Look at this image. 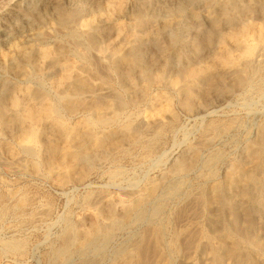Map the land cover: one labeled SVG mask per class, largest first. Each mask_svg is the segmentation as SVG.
<instances>
[{"label": "bare ground", "instance_id": "1", "mask_svg": "<svg viewBox=\"0 0 264 264\" xmlns=\"http://www.w3.org/2000/svg\"><path fill=\"white\" fill-rule=\"evenodd\" d=\"M76 1L75 9L64 7L60 0H41L38 7H30L26 12L28 20L24 26L21 25L23 27L20 33L18 31V35L22 34L24 30L29 31L30 39H19L18 42L12 43L7 53H0V64L22 78L29 77L33 71L51 69V72L53 71L51 83L56 92L60 93L65 110L71 114L88 111L91 115V118L82 116L76 119L73 125H68L67 121L65 120V122L58 115L56 108L59 107H55L56 105L54 106L49 101L43 91L44 88L42 90L40 87L35 88L28 84H11L2 87L1 93L7 94L0 96V131L7 133L12 139V142L2 143L8 158L17 163V169L33 173L37 172L41 165L36 159H41L57 185H64L71 181L80 183L85 179L86 171L78 169L77 161L87 151L108 149L125 151L123 146L138 142L141 138L140 134L144 135L141 133L142 131L153 130L150 132L152 133L154 128H158L159 131L162 129L159 128L160 125H164L166 119H168L166 120L168 123L174 119L169 107L171 101L165 96L166 94H163V90L154 91L156 94H151L152 86H155L154 89H156V86L165 85L181 93L185 107L191 111V100L194 94L202 89V86L216 95L224 92L229 93L239 88L243 89L248 82H251L252 75L263 62L264 0H203L204 5L200 6V13L188 6L191 0H180L181 2H177L178 4L174 8L171 7L177 14L174 17H182L185 13L187 19L196 26L195 36L189 40L182 38L180 48H176L174 41L170 38L166 37L161 40L160 37L161 33L165 36L166 30L177 26L179 21L176 17L177 20L173 19V16L158 19V16L154 15L152 18H146V11H155V6L152 5L156 1H160L162 7L165 6L163 0H139L135 1L134 5L130 4L133 0ZM15 2L11 3L14 4L11 8L5 9L7 10L5 13L3 12L5 10H2L4 14L1 18L3 20L8 21L15 16L18 9ZM130 7H132V14L129 21H120L121 16L127 13V9ZM255 13L260 18V23L258 20L257 23L252 20V14ZM201 15H204L208 25L205 28L202 27ZM49 20L50 27H58L70 38L72 43L69 39L68 43H71V48L74 45L73 48L78 52L81 61L71 54L72 50L69 51V47L62 44V41L54 43L53 46L45 44L44 39L48 33L39 27L43 24L46 25ZM101 36H105L108 41L102 42ZM93 49H96V56L99 59H102L106 54L111 56L108 63L111 74L114 71L125 85L128 93L132 97L142 100L141 103L146 102L148 105V112L138 118L137 123H127L124 126L121 125L123 127L119 129L106 127L115 122L118 113H120L118 111L122 101L119 100L118 94L115 101L108 98L107 91H103L106 86L103 88L100 85L102 84L100 82H103L104 85L103 78L94 77L96 79L99 77L100 82L98 81V83L89 80V76L95 73L88 66V63L92 61L89 53ZM97 57L95 58L97 59ZM109 71L107 72L108 78ZM104 73L102 72V74ZM108 78H106L107 81ZM120 99H122L121 96ZM132 101L134 102V99ZM214 128L215 125L211 122L209 124L210 132ZM159 132L161 133V131ZM151 136L150 138L153 137ZM151 141L153 140L151 139ZM143 142L145 143V141ZM145 152L148 151L145 150ZM24 153L31 158L24 161L22 157ZM198 155L195 152L191 161L188 163L183 161L184 163L178 167L179 171L187 172L192 168ZM210 163L212 162L210 161ZM116 171L118 170L116 169ZM118 173L119 171L116 174L118 175ZM157 187L158 184H152L142 194L143 190L140 195L131 192L128 197L120 196V194L106 197L98 195L97 198H100L96 201L99 202V206L94 214L96 220L87 227L82 223L68 227L69 229L65 233L63 232L61 240L65 246L72 245L75 247L73 249L78 251L93 246L100 235H103V225L110 231L117 223L129 224L139 216L145 202L155 195ZM254 190L262 191L263 195L259 201H264L263 130L255 144L248 148L244 159L238 163L235 162L231 169L224 174L223 180L210 187L209 194L194 195L189 204L190 208L180 209L176 226L173 227L167 242L168 246L173 250L181 251L187 257L189 264H254V261L261 263L262 259L254 258L255 254L260 257V253L262 255L264 252L261 236L256 230L257 223L251 218L247 220L253 229L248 236L236 233V230L233 229L238 221V204L240 202L245 203L246 209H254L257 201L256 196L255 198L252 196ZM26 200L18 199L16 207H24ZM211 209L217 210L219 220L215 218L216 214L215 216L211 214ZM222 216H226L228 222L222 221ZM200 218H203V221ZM163 225L151 227L147 233L142 235L143 237L135 249L127 252L125 250L120 255L122 256L120 262H115V264H172L169 257L163 255L165 251L162 252V245L165 242L164 229H166ZM6 247L8 251L14 253H19L21 250L20 242L16 241H10ZM0 250L2 251V249ZM199 254L203 255L200 263L196 261Z\"/></svg>", "mask_w": 264, "mask_h": 264}, {"label": "rangeland", "instance_id": "2", "mask_svg": "<svg viewBox=\"0 0 264 264\" xmlns=\"http://www.w3.org/2000/svg\"><path fill=\"white\" fill-rule=\"evenodd\" d=\"M14 1H16L15 4L18 5L17 13L8 21L3 20L1 18L2 15L9 7L11 8L14 5L11 4ZM60 1L63 6L68 9H75L77 5L76 0ZM133 1L130 3L131 5H134L136 3L135 1L139 0ZM163 1L165 6L162 7L161 2L156 1L152 5L155 6V13L150 10L146 11V18H152L155 15L156 17L158 16V19L172 16L173 19H178L179 23L177 26L166 30L165 36L161 33L160 37L161 40H164L166 37L170 38L174 41L176 48H180L182 46V42L180 41L182 38L189 40L191 37L195 36L196 26L187 19L185 13H183L184 16L182 17L175 16L177 19L174 17V15L177 14L173 8L181 2L180 0ZM40 2L41 0H0V53H7L12 43L18 42L19 39H30L29 31L24 30L20 35H18V31L20 33L24 23L28 20L26 12L29 8L33 6L38 7ZM202 5H204L203 0H191L188 6L193 7V9L199 12L201 10L200 6ZM131 8L132 7L128 8L127 13L121 16L119 19L120 21H129L132 14ZM2 10H5L3 11L4 13H2ZM201 14H203L202 11ZM256 15V13L252 14V20L254 22L258 20L260 23V18ZM201 20L202 27H207L208 25L204 15H201ZM49 22L50 20L46 25L43 24L39 27L48 33V35H46L47 37L44 39L45 44L53 46L54 43L62 41V44L64 43V45L69 47V51L72 50L70 51L71 54L75 55L76 59L81 61L78 52L73 48L74 45L71 48L72 41L70 38L58 27H50ZM51 23H53L52 20ZM21 25L23 26L21 27ZM15 26L16 28H14ZM68 39L71 43H68ZM101 39L104 43L108 41L105 36H101ZM96 52V49H93L90 50L91 54L89 53L90 60L92 61L88 63V66L89 68L91 67L90 70H94L92 72H95L90 75L91 77L89 76V80L98 83V81L100 82V79L103 78L104 85L103 82H100L102 83L100 85H102L103 88L106 86V89L103 91H107L108 98L115 101L119 97V100L122 101L118 111L120 113L117 112L118 115L114 122L115 125L112 123L110 126L108 125L106 127L119 129L127 123H137L139 120L138 118L148 112V105L146 102L141 103L140 101L142 100L132 97L114 71H112L111 74V69L108 67L111 56L106 54L102 59H99L96 56ZM95 59L96 63L98 62L99 64L95 63ZM96 67L97 69H95ZM100 69L103 70V73L106 70L108 72L110 69V79L108 78V73L105 72L102 74ZM8 70L9 69L4 68L0 64V96L7 94L1 93L4 88L3 85L28 84L35 88L40 87L42 90L44 88L43 91H45L49 101L54 106L56 105L55 107H59L56 108V110L58 109V115L61 116L62 120H66L67 122H65L68 125H73L76 119L82 116L84 118H91L88 111L84 113L78 111L77 115L76 113H68L65 110L62 105L60 93L56 92L51 83V78L53 77V71L51 72V69L46 68L43 69L44 71H33L27 78L19 77L11 70ZM257 71L252 75L253 79H250L251 82H248L244 86L245 88H239L229 93L224 92L216 95L214 92L208 91L205 86H202V89H204L194 94L193 101L191 100V111L187 110L185 107L181 93L165 85L156 86V89H154L155 86H152L153 88H150L151 94H156L157 91L163 90V94H166L165 96L171 101L169 102V104H171L169 107L173 113L174 119L169 121V123L166 121L168 119H166L163 123L164 125H160L159 128L162 129L159 131H161V133L158 131V128H154V132L152 133L150 132L153 130H148V134L146 131H142L141 133L144 134V137L141 134L140 136L145 139L143 140L140 138L139 141L136 142L137 144H128V146L125 145L126 147L123 146L125 151L108 149L105 151L96 150L84 153L77 161L78 169H84L86 171V177L80 183L71 181L64 185H57L54 183L53 177L49 175L48 169L45 168L46 166L39 158L36 160L39 164L41 163V165H39L40 168L37 172L33 173L17 169V163L10 161L7 151L2 146L3 142H12V139L9 138L7 133L0 131V249H2V251L0 250V264H115V262H120L122 257L120 255H122L125 250L127 252L135 249V246L141 241L142 235L147 233L151 227L154 225L161 226L163 224V227L166 228L164 229L166 243L164 242V246L162 245V252L165 251L163 255L169 257L172 264H189L187 257H185L181 251L173 250L172 247L168 246V239L173 227L176 226V220L180 209L190 208L189 204L194 195L199 193L209 194L210 187L214 183L222 181L224 174L231 169L235 162L238 163L244 159L250 145H254L261 131H264V52L263 62H261ZM93 74L97 75L94 76ZM97 76H99L100 79L99 77L96 79ZM106 78H108V81ZM107 93H104V95H107ZM120 96L124 100L120 99ZM132 99H134L135 103ZM137 99L138 102H136ZM127 120L129 121L127 122ZM234 120L235 122H233ZM211 122L215 125V128L210 132L209 124H211ZM165 123H167L166 126ZM216 125H218L217 128ZM98 128L104 129L103 127ZM100 129H98V131H100ZM155 129L158 132L157 134ZM150 136L152 138H150ZM151 139L153 141H151ZM143 141H145V143ZM144 144L146 145L144 146ZM145 150L148 152L146 153ZM195 152L199 155L192 164L191 170H187L188 173L186 171H179V165L191 161V157ZM26 155L27 154L24 153L22 156L24 161L31 158ZM113 156L114 158H112ZM210 161L212 163H210ZM173 167L174 169H172ZM116 169L119 171L118 175L116 174L118 172ZM113 171H116L115 174H113ZM209 172L210 174H208ZM152 184H158L159 187H157L156 193L153 196L154 198L152 197L145 202L139 216L135 217L131 223H117L110 231L103 225V235H100V238L96 241L97 243L95 242L93 246H89L82 251L73 249L75 247L72 245H64L65 243L61 239H63L64 233L69 229L68 227L76 226L78 223L79 225L82 223V225L87 227L96 220L94 214L99 206V202L96 200H99L100 197L119 194L120 196L128 197L131 195V192H136V194L139 193L140 195L142 190L141 194L146 188L152 186ZM261 192L262 191L256 190L252 191L253 198L256 196L257 200L254 209H246L245 203L240 202L238 204V221L236 225L233 226V229L236 230V233L248 236L253 230L247 223V220L251 218V220L258 225L256 230L259 231L261 245L262 248H264V201H259L263 195ZM98 195L100 197L97 198ZM20 198L27 199L25 206L22 208L16 207V202ZM210 212L213 216L216 214L215 218L219 220V214L216 209H211ZM201 220L203 221V218ZM221 220L228 222L226 216H222ZM10 241L20 242L21 250L19 253L8 251L6 245L9 244ZM61 244L69 250L65 249ZM263 254L264 252H262V255L260 253V257L257 254L254 255L255 259H262L260 260L262 264H264ZM202 258L203 255L199 254L196 261L200 263ZM12 259L13 261H11ZM253 263L261 264L255 261Z\"/></svg>", "mask_w": 264, "mask_h": 264}]
</instances>
